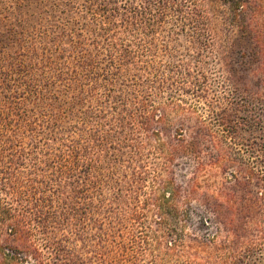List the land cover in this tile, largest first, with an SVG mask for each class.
I'll use <instances>...</instances> for the list:
<instances>
[{"label":"rangeland","instance_id":"obj_1","mask_svg":"<svg viewBox=\"0 0 264 264\" xmlns=\"http://www.w3.org/2000/svg\"><path fill=\"white\" fill-rule=\"evenodd\" d=\"M241 35L224 0H0L1 209L20 222L86 167L68 236L87 263L236 264L224 222L253 198L264 219V187H237L239 163L204 133L229 75L249 104L262 91ZM247 226L258 242L264 227Z\"/></svg>","mask_w":264,"mask_h":264},{"label":"trees","instance_id":"obj_2","mask_svg":"<svg viewBox=\"0 0 264 264\" xmlns=\"http://www.w3.org/2000/svg\"><path fill=\"white\" fill-rule=\"evenodd\" d=\"M224 1L230 9L231 20L238 24L241 36L251 46V49L245 48L239 52V58L247 64H254L253 75L260 77V85L263 87L260 86L262 91L259 95L252 97L250 95L249 104L246 87H243L242 83H237V78L229 75L228 105L211 117L204 134L213 141L218 139V136L230 160L239 163L245 179L242 183L238 179H235V182L237 187L250 196L247 186L264 187V0ZM116 40L113 37V47H120ZM200 86L194 90L198 91ZM246 134L248 137L245 136ZM84 165L88 166V164ZM51 172L57 174L54 170ZM62 174L63 172L58 176L61 177ZM89 174V169L86 167L79 171L69 169L66 173L65 187L60 186L59 189L54 190L57 191L55 197L46 201L35 198L36 205L45 204L42 211L33 212L35 208L30 207V202H26L23 211L27 213L21 217L24 220L20 219V222L12 220L8 208L0 207V224H7L8 229L4 240L0 239V264H89L80 254L84 252L82 237L78 239L80 247L75 244L69 245L70 238L73 235L80 236L82 231L79 228L82 223L76 225L74 221L76 222L79 220L78 217L86 213L79 211V203L76 199H79V191L84 189L83 192L88 193L86 188L93 185L91 179L87 177L90 176ZM54 198L57 204L61 202L62 206L58 216L52 215L56 212H52V207L49 205ZM260 203L259 198L251 199L250 204H245L238 216L224 222L226 242L222 247L226 248L230 239L231 243L229 242L226 251L234 254L236 264L264 263V219L260 217L259 212L262 211ZM30 221L40 228V239H35L28 227L20 226V223L24 225L25 222ZM248 224L263 228L258 242L248 237ZM64 231L67 234L60 235ZM114 261H117L115 257L103 255L100 264H114Z\"/></svg>","mask_w":264,"mask_h":264}]
</instances>
